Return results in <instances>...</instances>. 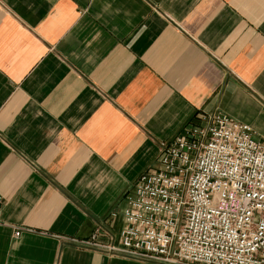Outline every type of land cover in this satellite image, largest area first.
<instances>
[{"label":"crops","instance_id":"0c3cea01","mask_svg":"<svg viewBox=\"0 0 264 264\" xmlns=\"http://www.w3.org/2000/svg\"><path fill=\"white\" fill-rule=\"evenodd\" d=\"M217 115L264 140V0H0V264H158L82 242Z\"/></svg>","mask_w":264,"mask_h":264},{"label":"built area","instance_id":"2783aa9c","mask_svg":"<svg viewBox=\"0 0 264 264\" xmlns=\"http://www.w3.org/2000/svg\"><path fill=\"white\" fill-rule=\"evenodd\" d=\"M199 120L137 180L118 240L100 227L82 244L158 264H264V140L223 115Z\"/></svg>","mask_w":264,"mask_h":264},{"label":"rangeland","instance_id":"374dc122","mask_svg":"<svg viewBox=\"0 0 264 264\" xmlns=\"http://www.w3.org/2000/svg\"><path fill=\"white\" fill-rule=\"evenodd\" d=\"M179 137V136H178ZM143 175V174H142ZM131 194V193H130ZM130 194H128V196L130 195ZM127 196V197H128ZM127 197H126V199H127ZM112 215V214H111ZM97 230V229H96ZM93 235V234H92ZM91 235V236H92ZM91 238V237H90ZM116 239V241L118 240V238H115ZM88 241V240H87ZM86 242V241H85ZM88 246V245H87ZM88 247H91V248H93L92 246H88ZM95 249V248H94ZM97 250V249H96ZM107 255H109V254H107ZM109 256H111V255H109ZM112 257H121V256H112ZM124 258H126V257H124Z\"/></svg>","mask_w":264,"mask_h":264}]
</instances>
